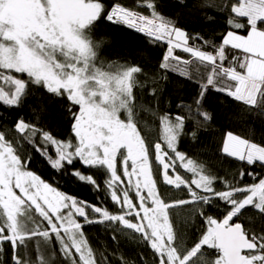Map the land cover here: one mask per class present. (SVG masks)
Segmentation results:
<instances>
[{
	"label": "snow or ice",
	"instance_id": "obj_1",
	"mask_svg": "<svg viewBox=\"0 0 264 264\" xmlns=\"http://www.w3.org/2000/svg\"><path fill=\"white\" fill-rule=\"evenodd\" d=\"M136 7L147 8L149 15L119 2L109 6L104 0H0V103L18 108L30 87L44 89L64 101L75 142L57 139L23 117L17 119L15 131L54 171L91 186L96 193L104 192L117 209L111 212L99 196L93 204L45 181L0 132V264H33L29 241H35L36 264H52L56 251L49 260L41 249L57 246L65 264H109L104 253L97 258L85 238L83 227L94 223L119 224L140 234L155 264H264V232L234 222L249 207L264 217V177L241 171L240 181L248 175L254 183L240 186L238 181L206 174L202 164L179 150L188 123L192 130L187 135L195 141L203 125L211 122L212 113L204 106L210 91L264 114V0L225 3L222 10L229 11L227 23L233 30L219 45L160 15L155 0H138ZM100 19L144 35L151 47L164 45L161 79L171 72L197 85L190 102L176 104L185 115L166 112L159 117L162 133L156 139L142 135L138 127V112L144 105L134 91L148 88L149 80L155 85L156 79L140 65H105L100 60L99 43L91 37ZM240 29H247V35L235 31ZM228 50H235L230 60ZM13 72L26 74L27 80ZM139 75L145 77L143 83ZM160 91L153 86L149 95L158 99ZM219 151L249 167H264V145L232 132L226 133ZM84 169L106 175L99 181ZM217 182L222 190L215 187ZM171 191L183 195L170 198ZM239 194L246 195L241 199ZM221 205L222 219L209 214ZM177 210L188 211L193 227L196 218L202 222L203 231L191 246L185 245L184 234L174 226L172 214ZM5 244L11 252L7 260ZM205 249L215 250V258L208 259Z\"/></svg>",
	"mask_w": 264,
	"mask_h": 264
},
{
	"label": "trees",
	"instance_id": "obj_2",
	"mask_svg": "<svg viewBox=\"0 0 264 264\" xmlns=\"http://www.w3.org/2000/svg\"><path fill=\"white\" fill-rule=\"evenodd\" d=\"M104 2L109 6L113 2H119L123 6L140 11L145 15H149L150 12L147 8L136 7L138 0H104ZM155 2L156 10L160 15L173 20L178 27L185 29L188 33L199 34L213 45H219L226 32L233 30L227 23L230 13L227 10H222V7L225 3H231L234 0H155ZM237 19L239 22L246 23L244 18ZM235 31L240 35H247V29ZM91 37L94 42L99 43L98 56L105 65L109 63L126 64V66L140 65L149 77L156 79L155 85L149 80L148 88H144L142 92L140 89L135 91L138 103L144 105L137 116L141 122L138 127L141 129L142 135L150 139L158 138L162 133L159 117L166 112L172 115L177 112L180 115H185L183 110L176 108V104L180 100L190 102L196 95L198 88L196 83L171 72L167 73V79H161L165 75L159 70L164 45L151 47L148 38L144 35L124 26L109 23L104 19L95 23ZM206 50L212 51L213 49L211 46H206ZM234 52L235 50L227 51L229 60ZM180 54L187 58V54ZM225 66H227V61H225ZM200 71L204 72L205 69L201 67ZM137 78L142 83L145 81L143 75H139ZM153 86L162 90L158 99L149 95L150 88ZM204 106L212 113L211 122L203 125L195 141L187 135L192 130V124L188 123L184 129L185 135L179 140V150L185 152L197 164H202L206 174H212L229 181H238L240 186L254 183L252 176L248 175H245L240 181L239 173L241 171L254 172L258 178L263 177L264 167L260 164L249 167L235 158L222 155L219 149L228 132L264 145V114L255 108L244 105L242 102H236L226 95L214 91L209 92ZM121 116L125 118L123 113ZM20 117H23L27 122L37 124L57 139L74 140L71 120L68 119L64 101L52 97L42 88L30 87L29 95L20 107L9 109L0 103V132H4L6 138L12 142L22 158L29 159V169L40 175L42 179L57 186L67 194L93 204L98 203L97 196H99L100 202L107 206L111 212L117 211L104 192L96 193L91 186L54 171L47 160L28 141L22 139L21 134L15 131L14 125ZM35 139L39 143L40 137L37 136ZM48 151L52 154V147H49ZM77 167L80 165L77 164ZM180 171L182 175L191 179L190 173H185L183 169ZM84 172L92 173L99 181H102L106 175L102 170L84 169ZM215 187L217 190L223 189V185L219 182L216 183ZM161 188L167 190L162 185ZM169 195L170 198H176L178 195L182 196L183 193L171 191ZM244 195L246 194H239L238 198L242 199ZM209 214L217 219H222L225 214L224 206L221 205L219 210H210ZM188 216L187 210H177L172 214V219L174 226L184 234L185 245L191 246L199 238L203 231V225L196 218L193 227ZM80 219L82 222V218ZM234 222H241L246 229L264 232V217H258V214L250 207L246 208L238 218H235ZM117 228L120 231H116ZM83 232L97 258H99L100 253H104L109 264H122V260L125 264H141L142 258L143 264H155L153 252L142 240L140 234L133 230L124 229L119 224L109 227L107 224L94 223L84 226ZM113 236H115V241ZM4 247L6 250L5 259L7 260L11 252L7 244ZM53 250L56 251L57 249L42 247L41 252L45 259L50 260ZM28 251L33 264H36L35 241L28 242ZM205 251L208 254V259L215 258V250L205 249ZM20 252L23 255V249ZM52 264H65L58 251H56Z\"/></svg>",
	"mask_w": 264,
	"mask_h": 264
},
{
	"label": "rangeland",
	"instance_id": "obj_3",
	"mask_svg": "<svg viewBox=\"0 0 264 264\" xmlns=\"http://www.w3.org/2000/svg\"><path fill=\"white\" fill-rule=\"evenodd\" d=\"M12 75H14V76H18V77H20V78H22V79H26L27 80V76H26V74H17V73H11ZM134 91H136V89L134 90ZM125 116V115H124ZM122 118H124V117H122ZM125 118H126V116H125ZM73 142H75V137H74V140H73ZM153 163H155L154 162V160H153ZM264 177V176H263ZM191 178H192V176H191ZM17 191V193L19 194V190H16ZM234 221H235V218H234ZM56 251H58V246L56 247ZM59 252V251H58Z\"/></svg>",
	"mask_w": 264,
	"mask_h": 264
}]
</instances>
